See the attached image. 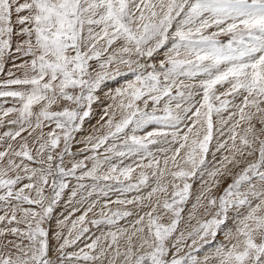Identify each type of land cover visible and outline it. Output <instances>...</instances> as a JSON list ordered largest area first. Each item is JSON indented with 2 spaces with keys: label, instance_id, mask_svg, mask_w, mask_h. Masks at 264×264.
<instances>
[{
  "label": "snow or ice",
  "instance_id": "snow-or-ice-1",
  "mask_svg": "<svg viewBox=\"0 0 264 264\" xmlns=\"http://www.w3.org/2000/svg\"><path fill=\"white\" fill-rule=\"evenodd\" d=\"M0 77V264H264V0H0Z\"/></svg>",
  "mask_w": 264,
  "mask_h": 264
},
{
  "label": "rangeland",
  "instance_id": "rangeland-1",
  "mask_svg": "<svg viewBox=\"0 0 264 264\" xmlns=\"http://www.w3.org/2000/svg\"><path fill=\"white\" fill-rule=\"evenodd\" d=\"M0 78H2V77H0ZM112 86H115V85H112ZM94 108H96V110H97V113H99V108H97V106L96 105H94ZM96 119H98V115L94 118V119H92L89 123H86V127H88V126H90V124H94L95 123V120ZM154 127V126H153ZM153 151H155V146H153ZM80 158H82V157H80ZM79 174V173H78ZM71 179V178H70ZM230 182V181H229ZM72 183L73 184H75V180L74 179H72ZM84 183H90V181H84ZM225 187H226V183H225V185H224ZM221 191H222V189H221ZM220 193L219 192H217V195H219ZM113 199H114V197H113ZM65 200H66V197H65ZM65 205V203H64V201H62L61 202V205H60V207L57 209V211H56V215H59L60 213H62V212H66V207L64 206ZM113 207H116L115 205L113 206ZM80 213H76V215H79ZM91 215V214H90ZM54 223V222H53ZM121 223H123V222H121ZM194 223V222H193ZM183 226V225H182Z\"/></svg>",
  "mask_w": 264,
  "mask_h": 264
},
{
  "label": "crops",
  "instance_id": "crops-1",
  "mask_svg": "<svg viewBox=\"0 0 264 264\" xmlns=\"http://www.w3.org/2000/svg\"><path fill=\"white\" fill-rule=\"evenodd\" d=\"M9 99V103L8 104H6L5 106H11V98H8ZM3 100H4V98H0V103H2L3 102Z\"/></svg>",
  "mask_w": 264,
  "mask_h": 264
},
{
  "label": "bare ground",
  "instance_id": "bare-ground-1",
  "mask_svg": "<svg viewBox=\"0 0 264 264\" xmlns=\"http://www.w3.org/2000/svg\"><path fill=\"white\" fill-rule=\"evenodd\" d=\"M64 206L66 207V204Z\"/></svg>",
  "mask_w": 264,
  "mask_h": 264
}]
</instances>
